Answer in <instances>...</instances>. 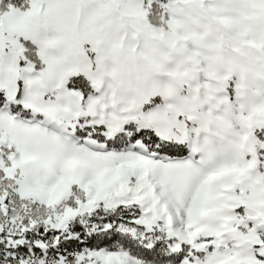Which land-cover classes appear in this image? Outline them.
Instances as JSON below:
<instances>
[{
    "label": "snow or ice",
    "instance_id": "snow-or-ice-1",
    "mask_svg": "<svg viewBox=\"0 0 264 264\" xmlns=\"http://www.w3.org/2000/svg\"><path fill=\"white\" fill-rule=\"evenodd\" d=\"M0 264H264V0H0Z\"/></svg>",
    "mask_w": 264,
    "mask_h": 264
}]
</instances>
